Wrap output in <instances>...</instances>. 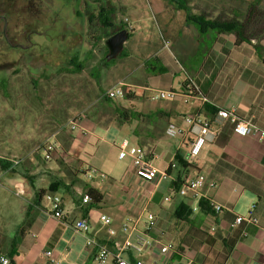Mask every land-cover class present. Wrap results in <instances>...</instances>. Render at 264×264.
<instances>
[{"label":"crops","instance_id":"crops-1","mask_svg":"<svg viewBox=\"0 0 264 264\" xmlns=\"http://www.w3.org/2000/svg\"><path fill=\"white\" fill-rule=\"evenodd\" d=\"M151 1L163 42L143 30L149 22L147 10L139 9L138 5L132 7L129 22L134 30L129 32L118 55L127 72L111 79L106 89L101 85L93 89L90 95L99 107L92 114L93 121H88L90 113L84 114L79 130L66 127L69 131L66 135L52 139L51 158L46 159L45 153H41L49 162L47 168H34L29 160L26 161L31 167L26 168L25 160H19L14 172L0 167L3 176L0 209L11 204L10 209L18 216L13 221L0 214V253L7 255L13 264H94L96 249L86 246V236L77 232L73 223L80 218L88 219L93 229L91 236L117 246L124 239L121 226L130 218H138L144 208L157 217L152 236L163 237L179 251L170 261L160 260L158 264H180L186 258L194 264H264V140L236 135L227 121L220 127L216 140L207 143L198 158H192L190 135L170 137L166 133L170 124L184 130L185 117L190 114L198 113L212 121L219 109L234 110L239 117L264 129V63L259 56V51L261 54L264 51V22L259 44L237 45L235 34L220 33L213 28L201 32L188 17L200 19L204 24L231 20L242 24L247 18L245 0L244 3L238 0L242 5L237 7L242 9L234 6L235 0H224L220 3L222 15H207L199 10L203 3H209L203 0ZM251 3L264 13V0ZM214 4L217 3H210L216 7ZM124 29L127 30L126 24L119 31ZM69 55L70 52L68 62L72 58ZM77 56L80 63L85 60ZM99 67L102 69L100 63L94 65L93 72ZM65 68L69 67L58 70ZM135 68L142 71L141 80L130 79ZM85 69L69 75L82 74ZM187 80H192L210 103L204 106L198 100L185 103L182 98L152 100L155 91L179 90ZM121 84L130 92V98H102L107 90ZM78 98L85 104V95ZM107 135L112 137L111 142L105 139ZM124 140L145 150L154 167L159 172L166 171L168 178L160 179V173L152 182L139 178L130 158L118 157V147ZM101 142L108 143L117 154L108 159ZM60 166H65L69 173L62 172ZM91 171L97 173L89 178ZM199 174L216 184L214 188H204L203 199L220 204L222 212L179 194L182 185ZM88 186L103 193L101 203L84 202ZM152 188L155 192L149 198L147 191ZM17 189L22 190L21 196L16 194ZM42 191L61 197L64 219L49 214L50 203L45 195H39ZM13 197L21 200L12 203ZM253 205L258 225L233 227L236 217L247 215ZM101 216L112 220L111 227L118 232L115 238H109L110 227L102 225ZM144 223L143 220L142 229ZM157 257L155 252L148 259Z\"/></svg>","mask_w":264,"mask_h":264},{"label":"rangeland","instance_id":"rangeland-1","mask_svg":"<svg viewBox=\"0 0 264 264\" xmlns=\"http://www.w3.org/2000/svg\"><path fill=\"white\" fill-rule=\"evenodd\" d=\"M203 1L209 3H203L198 7L199 10L207 12V15L221 14L223 8L220 3L224 0ZM241 1L244 3V0ZM245 1L244 14L247 17L253 0ZM211 2H216V7H212ZM234 2L237 7L239 1ZM137 5L139 9L144 7L147 10L149 18L148 25L143 30L154 34L162 43L163 33L152 13L151 0H0L2 51L28 54L27 57L22 55L21 61L14 64L8 61V55L2 57L4 61L0 65V78L4 77L8 81V88L5 93L0 87V159L25 160L26 168L31 165L34 168H47L49 162L43 159L41 153L59 135L69 132L66 130L68 119L84 111L85 115L90 113L88 121H93L92 114L99 110L90 95L93 89H97L99 85L106 89L111 79L127 72L121 57L105 61L108 55L105 41L124 27L125 20H129L130 10ZM100 8L113 12L110 15L111 27L101 25L98 19ZM261 14L264 17V13ZM252 26L246 28V35L253 38L252 43L259 44L262 25L256 28ZM2 32L6 33V41L9 42V45L5 44L6 47L1 38ZM130 42L131 40L126 49ZM68 52L70 57L80 55V59H85L88 52H93L87 58V68L82 74L69 75L58 70L67 66ZM99 63L102 69L99 67L93 72L92 67ZM130 75V79L136 80H141L143 76L142 71L137 68ZM79 95H85V104L78 101ZM102 98L105 99L104 94ZM121 103L125 102L122 100ZM105 139L107 142L113 140L110 135ZM100 145L104 153H108V159L117 154L108 143L101 142ZM59 168L65 174L69 173L65 166ZM2 178L0 169V180ZM17 200L21 199L13 197L11 202L15 203ZM10 207L11 204L1 206L0 214L3 218L8 216L16 221L18 216Z\"/></svg>","mask_w":264,"mask_h":264},{"label":"built area","instance_id":"built-area-1","mask_svg":"<svg viewBox=\"0 0 264 264\" xmlns=\"http://www.w3.org/2000/svg\"><path fill=\"white\" fill-rule=\"evenodd\" d=\"M149 1V0H147ZM127 31L134 30L129 20L126 19ZM128 91L124 86L118 85L107 90L104 93V98L107 100H117L126 97ZM176 98H182L185 103H189L193 100H198L202 106L210 103L209 100L201 96L195 87L192 80H187L179 90H157L152 97L153 101L161 100H173ZM84 118V113H79L72 117L68 123L67 128L71 131L80 129V123ZM230 122L233 125V131L240 137H246L251 135L257 139L264 140V129L254 124L251 120H247L239 117L234 110L219 109L215 113L212 121L203 119L198 113L190 114L185 117L186 128L181 130L174 124H170L167 128V135L175 137L183 135L184 137L190 135L192 142L190 146V156L192 158H198L207 143H212L216 140L220 127L225 122ZM120 159L126 157L130 158L131 166L134 169L135 174L147 181L152 182L158 173H160V179H167L168 174L166 171H158L154 167L152 160L149 158L145 150L140 147L133 146L128 140H124L118 147ZM54 151V146L49 144L44 149L45 158L50 159L51 153ZM13 166H17L20 161L18 159L11 160ZM97 172L91 171L89 178H92ZM103 177L104 175H101ZM209 186L211 188L216 187L214 182H208L207 178L203 174L197 175L195 178L185 182L179 190L181 196H190L193 200H201L204 198V188ZM154 188L149 189L147 194L151 198L154 194ZM17 195H22L23 192L20 189L16 191ZM45 198L50 203L49 214L58 220L64 219V212L62 207L61 197L55 194H46ZM91 199L89 196L84 197V202L87 203ZM169 201V198H166ZM210 206L218 213L222 212L223 207L220 204H216L213 201L209 202ZM144 223V229L141 228L142 221ZM100 222L103 226L110 227L108 230V236L110 239L115 238L118 232L111 227L112 220L107 216H101ZM157 217L154 213L150 212L147 208H144L138 218H130L121 226V234L124 239L117 246H111L109 241L102 240L91 236L92 225L86 218H80L76 220L72 227L79 233L86 236V246L94 247L96 249V256L94 264H158V261H170L176 255H179L178 249L171 242H166L163 237L155 238L152 236L153 230L156 227ZM241 224L258 225V219L255 217V206H251L247 215H238L235 219L233 227ZM245 236L247 234L245 233ZM157 252L158 257L155 259H148V256H153V253ZM51 252L47 253L50 256ZM0 264H13L11 259L4 254L0 253ZM180 264H194L192 259L186 258Z\"/></svg>","mask_w":264,"mask_h":264},{"label":"trees","instance_id":"trees-1","mask_svg":"<svg viewBox=\"0 0 264 264\" xmlns=\"http://www.w3.org/2000/svg\"><path fill=\"white\" fill-rule=\"evenodd\" d=\"M257 1H259V0H257ZM112 13L113 12L111 10H106L104 8H100L99 14H98V19L100 20V23L102 26L111 27L110 15ZM188 20L191 23L197 25L201 32H205L207 29L213 28L214 30H216L220 33H222V32L233 33V34H235V36L237 38L236 44L240 45L242 43H251L252 42L253 38L251 39L246 35V28H250L249 26H252V25H253L252 27H255V28L257 26L262 25L264 22V17L262 16L261 12L256 9V6L253 3H251L249 5V13L247 15L246 21H245V23H242V24L238 23L237 21H234V20L233 21L231 20V21L225 22V23H221V22L215 23L214 22L212 24L211 23H208V24L205 23L204 24L203 22H201L200 19H197L195 17H190V16L188 17ZM106 52L108 54V50ZM259 56L264 63V55L261 54V51H259ZM87 63H88V59H85L83 62L80 63L79 57L76 55V56L72 57L70 59V61L68 62L67 67H69V68H65L64 70H61V72L68 73V74H78V73L82 72V70L87 67ZM0 87L5 92L8 88V81H6V80L1 81ZM130 97H131L130 92H127L126 98H130ZM0 165L3 167V169L10 171V172L11 171L14 172L15 167L13 166L12 162H8L6 160L0 159ZM86 193L89 196V198L96 204L101 203L104 199L103 193L99 189H96L94 187L88 186ZM39 195L40 196L45 195V191H42ZM200 203H201V205L210 206V204L204 199H201Z\"/></svg>","mask_w":264,"mask_h":264},{"label":"water","instance_id":"water-1","mask_svg":"<svg viewBox=\"0 0 264 264\" xmlns=\"http://www.w3.org/2000/svg\"><path fill=\"white\" fill-rule=\"evenodd\" d=\"M129 38V32L127 30H121L111 36L106 41V47L109 51L106 61L110 62L111 60L118 57V55L121 53L124 43Z\"/></svg>","mask_w":264,"mask_h":264},{"label":"flooded vegetation","instance_id":"flooded-vegetation-1","mask_svg":"<svg viewBox=\"0 0 264 264\" xmlns=\"http://www.w3.org/2000/svg\"><path fill=\"white\" fill-rule=\"evenodd\" d=\"M1 17V16H0ZM3 19H4V17H2ZM5 20V19H4ZM4 25L6 26V22H4ZM2 26V31H4V27L5 26ZM2 37L1 38H3L4 39V41H5V43H4V45L5 44H8L9 42L8 41H6V39H7V37H6V33L5 32H2ZM9 45V44H8ZM5 47H6V45H5ZM11 50H12V48H11ZM6 55H8V61L9 62H11V63H18V62H20L21 61V57H22V55L23 56H26L27 57V55H24V54H22V53H19L18 51H14V52H11V51H7L6 53H4L3 51H2V49H1V46H0V65L2 64V62L4 61V59H2V57H5ZM3 80H5V78L4 77H1L0 78V82L1 81H3Z\"/></svg>","mask_w":264,"mask_h":264}]
</instances>
